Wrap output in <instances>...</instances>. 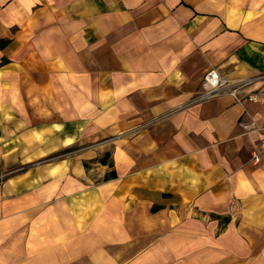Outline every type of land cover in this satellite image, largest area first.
I'll use <instances>...</instances> for the list:
<instances>
[{
    "label": "crops",
    "instance_id": "obj_1",
    "mask_svg": "<svg viewBox=\"0 0 264 264\" xmlns=\"http://www.w3.org/2000/svg\"><path fill=\"white\" fill-rule=\"evenodd\" d=\"M254 2L264 0H241L233 17L230 9L219 13L214 0H0V38L10 40L0 48V62L9 61L0 67L1 103L16 90L18 103L47 110L48 120L64 119L73 142L86 124L58 109L100 112L98 123L112 133L142 127L113 151L117 178L87 190L85 204L72 203L75 218L101 227L98 235L87 236L95 231L73 218L67 237H91L86 247L97 245L93 238L123 246L146 234L157 241L171 229L165 252L177 255L185 249L184 218H196L190 208L231 218L227 225L232 218L262 225L264 153L255 163L253 152L264 133L245 132L240 122L264 127V104L238 102L229 91L195 102L212 69L232 83L261 76L241 95L264 89V9L248 8ZM104 51L117 57L104 62ZM59 60L64 66L52 65ZM30 74V87L8 86ZM78 95L85 97L72 98ZM115 253L105 247L95 260L117 264L130 254ZM154 253L158 247L125 262L151 264Z\"/></svg>",
    "mask_w": 264,
    "mask_h": 264
},
{
    "label": "rangeland",
    "instance_id": "obj_2",
    "mask_svg": "<svg viewBox=\"0 0 264 264\" xmlns=\"http://www.w3.org/2000/svg\"><path fill=\"white\" fill-rule=\"evenodd\" d=\"M190 1L202 6L209 0ZM240 1L214 0L219 13L230 9L233 17L240 14ZM253 7L264 9V2L248 6ZM259 14H264V10ZM104 56V62H111L117 57H107L106 51ZM56 62L52 65L64 66L59 64L61 60ZM2 64L0 62V67ZM4 69L0 68L1 77ZM31 82L30 74L18 81L8 80V86L30 87ZM55 82L60 83L59 80ZM63 83L67 85L69 81ZM13 92L9 93L7 102L3 104L0 101V264H103L95 260L97 253L105 247L111 249V246L116 256L122 252L130 253L124 262L117 264H131L125 261L152 247H158V253H154L151 264H264V222L258 229L248 225L251 222L249 218H232L229 225H221L220 220L196 208L188 210L196 218H184L182 241L185 249L182 254L165 252V247L171 245L170 236L174 235L171 229L166 230L168 235L160 236L157 241L146 234L137 238L136 245L129 241V245L123 246L110 239L93 238L97 240V245L86 247L82 242L85 239L89 242L91 237L80 238L82 236L77 231L79 237H67L69 227L75 226V223L68 222L75 218L74 215H80L73 211L72 203L78 204L81 200L85 204L90 188L100 186L103 178L112 171L109 164L113 161L114 149L118 145H126L125 142L139 134L138 129L142 130V127L129 131L125 127L120 133H112L110 126L98 123L96 114L100 112L58 109V114L66 113L69 118L81 119L86 124L83 127L85 135L79 142H73L65 136L67 126L59 122L64 119L44 118L49 114L47 110L33 111L22 100L18 103L21 95L16 90ZM2 97L0 90V99ZM64 97L67 101L70 98ZM80 97L85 96H72L73 99ZM94 97L88 96V99ZM38 114L40 119L31 121V115ZM83 115L88 117L82 119ZM37 121L40 124L32 125ZM104 123L111 124V117ZM107 153L108 164L103 165L101 159ZM75 220L80 228L89 227V230L95 231L87 232V236L98 235L101 227L89 219ZM186 247H192L193 253ZM165 257L168 261L164 263Z\"/></svg>",
    "mask_w": 264,
    "mask_h": 264
},
{
    "label": "built area",
    "instance_id": "obj_3",
    "mask_svg": "<svg viewBox=\"0 0 264 264\" xmlns=\"http://www.w3.org/2000/svg\"><path fill=\"white\" fill-rule=\"evenodd\" d=\"M261 79V77H253L238 82H229L226 78L221 76V74L212 69L207 72L204 77V92L199 94L195 99V102L213 98L225 91H229L238 102L244 103L245 101L254 102V103H263L264 104V89L259 88L251 91H246L241 95L242 90H246L252 85L256 84ZM240 126L245 132H263L264 127H259L256 122H240ZM264 153V134L260 141V150L253 152V159L255 163H259L261 156Z\"/></svg>",
    "mask_w": 264,
    "mask_h": 264
},
{
    "label": "trees",
    "instance_id": "obj_4",
    "mask_svg": "<svg viewBox=\"0 0 264 264\" xmlns=\"http://www.w3.org/2000/svg\"><path fill=\"white\" fill-rule=\"evenodd\" d=\"M9 43H10V40H6V39H1L0 38V48L1 49H4L5 47H7L9 45ZM7 63H9L8 59L3 58V64L2 65L7 64ZM108 156H109V154L107 153L105 155V157L103 159H101V163L103 165H107L108 164V162H107L108 161V159H107ZM109 166L112 168V171L105 176L104 181H109L111 179L117 178V172L114 169L113 162L110 163ZM157 209L158 208H153V211H157ZM212 217H215V219L220 220L221 225H227L230 222V218H223V217L216 216V215H212Z\"/></svg>",
    "mask_w": 264,
    "mask_h": 264
}]
</instances>
